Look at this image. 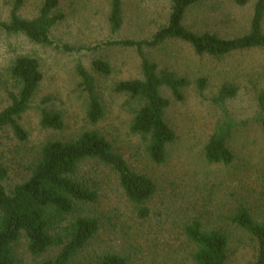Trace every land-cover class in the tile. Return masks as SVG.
<instances>
[{"label": "rangeland", "instance_id": "374dc122", "mask_svg": "<svg viewBox=\"0 0 264 264\" xmlns=\"http://www.w3.org/2000/svg\"><path fill=\"white\" fill-rule=\"evenodd\" d=\"M44 1L24 0L19 16L34 18ZM57 2L55 11L63 19L51 28L49 38L72 51L37 44L22 33L0 27V111L9 103L8 92L19 88L10 73L17 57L36 58L42 73L28 109L19 117L27 138L18 140L10 127L0 128V164L7 169L6 190L29 177L44 144L72 140L83 131L96 130L133 171L154 182L155 192L145 203L149 214L141 217L111 167L95 159L82 162L78 176L96 190L98 199L81 205L79 213L96 218L99 228L71 264H97L101 255L109 253L124 256L128 264H191L194 245L186 239L184 228L194 219L206 229L224 232L228 240L226 264H253L256 242L230 218L244 206L257 221L264 219V132L259 122L264 112L257 103L258 94L264 90V49L216 58L198 56L189 44L177 40L145 49L158 69L188 81L181 99L161 89L169 99L165 120L175 138L166 146L165 161L156 164L148 157L146 141L129 128L140 104L114 90L119 81L141 77L140 59L134 48L107 42L150 37L166 23L169 0H122L123 25L116 33L109 27V0ZM254 2L237 6L231 0H204L187 11L183 23L197 33L234 37L248 30ZM11 8V0H0V22L9 20ZM96 59L108 63V74L93 70ZM78 63L93 75L104 109L102 119L94 125L86 118L88 98L76 72ZM201 77L206 79L203 91L196 85ZM223 84L237 88L236 95L225 101L228 113L238 123L227 141L234 155L229 165L208 163L203 153L215 123L223 115L212 101ZM42 110L58 112L61 129L42 128ZM59 251L55 246L32 255L24 236L12 246L14 264H36Z\"/></svg>", "mask_w": 264, "mask_h": 264}, {"label": "trees", "instance_id": "16d2710c", "mask_svg": "<svg viewBox=\"0 0 264 264\" xmlns=\"http://www.w3.org/2000/svg\"><path fill=\"white\" fill-rule=\"evenodd\" d=\"M9 20L0 22L7 32L22 33L37 44L58 47L72 51L67 45H58L50 37L51 28L63 19L55 11L57 0H45L39 13L32 19L21 18L18 11L24 0H11ZM109 27L116 33L123 25L122 0H109ZM204 0H169L166 23L148 38L120 39L107 42L118 46L134 48L140 59L141 77L119 81L114 90L125 94L140 104L131 123L132 133L146 141V152L150 160L162 164L166 158V146L175 134L167 125L165 110L169 99L162 94L166 88L175 99L182 98V89L188 85L184 77L157 64L146 55V48H154L169 40L185 42L198 56L222 57L234 52L256 48L264 49V0H255L248 30L234 37H221L216 33H197L188 29L183 21L187 11ZM237 6H244L248 0H231ZM92 68L98 73L108 74L107 62L96 59ZM76 72L87 94L86 118L92 125L104 115L103 106L96 93L95 79L78 63ZM10 73L17 81V92L9 91V103L0 111V128L10 127L18 140H25L27 132L19 124L20 115L29 107L30 101L42 80L39 63L31 56L17 57ZM200 91L206 86V79L196 81ZM237 88L223 84L212 101L221 108L222 117L215 123L204 147V158L208 163L229 165L234 160L227 141L238 124L228 113L225 101L236 95ZM257 103L264 112V90L257 96ZM264 132V119L259 116ZM42 128L61 129L63 122L58 112L42 110ZM87 159H95L107 165L117 174L119 185L127 198L135 205L138 215L146 217L149 209L146 201L155 192L154 182L133 171L125 159L114 151L110 142L96 130H87L72 140H52L44 144L40 157L31 168L29 177L7 191L4 181L7 169L0 164V264H14L12 246L21 236L27 240L28 251L41 255L49 248L59 246L60 251L51 259L36 264H71L76 253L95 235L99 228L94 217L81 215V205L95 202L98 194L78 176L79 165ZM250 211L241 206L231 216V222L249 234L256 242L257 251L253 264H264V219L257 221ZM186 239L194 245L191 264H226L228 240L219 229H206L194 219L184 228ZM97 264H128L127 259L116 253L101 255Z\"/></svg>", "mask_w": 264, "mask_h": 264}, {"label": "crops", "instance_id": "0c3cea01", "mask_svg": "<svg viewBox=\"0 0 264 264\" xmlns=\"http://www.w3.org/2000/svg\"><path fill=\"white\" fill-rule=\"evenodd\" d=\"M143 39V38H142Z\"/></svg>", "mask_w": 264, "mask_h": 264}]
</instances>
